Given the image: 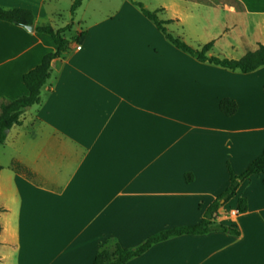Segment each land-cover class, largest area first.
Returning a JSON list of instances; mask_svg holds the SVG:
<instances>
[{"label": "crops", "instance_id": "obj_1", "mask_svg": "<svg viewBox=\"0 0 264 264\" xmlns=\"http://www.w3.org/2000/svg\"><path fill=\"white\" fill-rule=\"evenodd\" d=\"M74 1L0 0L35 16L32 32L0 21V103L27 95L23 76L57 50L37 26L73 19L75 31L41 105L0 146V264H93L108 242L132 249L198 225L230 170L244 173L264 150V66L199 61L129 0H83L72 17ZM135 1L190 46L212 43L208 56L239 60L264 44V0ZM224 99L237 103L233 116ZM216 224L239 235L172 237L127 264H264L263 175L242 182Z\"/></svg>", "mask_w": 264, "mask_h": 264}, {"label": "trees", "instance_id": "obj_2", "mask_svg": "<svg viewBox=\"0 0 264 264\" xmlns=\"http://www.w3.org/2000/svg\"><path fill=\"white\" fill-rule=\"evenodd\" d=\"M136 5L143 15L151 21L159 31L163 33L166 39L171 42L177 49L191 55L202 62H209L229 70H239L242 73H251L264 66V44L254 52H248L239 60L219 58L208 56L212 49V43L202 48H194L182 39L175 37L167 28L169 21H163L159 18V11H150L144 4L135 0H129ZM83 0H75L71 6V16L73 17L77 9L82 5ZM0 21L9 22L20 27L35 24V16L30 10L14 8L5 9L0 6ZM73 27V20L64 28L54 29L51 26H37L36 31L48 35L52 38L57 46L55 52L46 54L41 63L23 76V83L28 90V94L19 97L16 100H2L0 103V146L5 143L10 130L21 124V116L34 107L42 103V90L49 83L52 76V63L62 58L64 53L70 48L71 42L65 38V34L70 32ZM84 34H81L76 40L81 43ZM220 110L226 116H233L238 105L235 101L224 99L220 102ZM230 170V169H229ZM1 171V166H0ZM264 176V150L256 160H254L247 170L236 175L230 170V185L226 191L218 197L206 210L204 218L200 224L189 227H179L162 230L159 233L149 237L143 244L136 248L124 249L118 243L110 244L109 242L102 246L93 264H127L130 260L146 253L152 246L164 242L172 237L182 235H204L210 232H225L238 236L239 232L228 226L216 224L219 209L231 199L237 196V191L245 180L252 176ZM224 201V203H222ZM237 211L239 214H245L248 211V201L245 198H239ZM2 209L0 208V214ZM1 233V226H0Z\"/></svg>", "mask_w": 264, "mask_h": 264}, {"label": "rangeland", "instance_id": "obj_3", "mask_svg": "<svg viewBox=\"0 0 264 264\" xmlns=\"http://www.w3.org/2000/svg\"><path fill=\"white\" fill-rule=\"evenodd\" d=\"M211 1H218V0H211ZM66 9H67V8H66ZM65 14H66V13H65ZM73 17H74V16H73ZM72 20H73V19H72ZM72 20H71V21H72ZM71 21H70V22H71ZM74 32H75V31L72 30V32L67 33V34H66V37L70 39V38L74 35Z\"/></svg>", "mask_w": 264, "mask_h": 264}, {"label": "built area", "instance_id": "obj_4", "mask_svg": "<svg viewBox=\"0 0 264 264\" xmlns=\"http://www.w3.org/2000/svg\"><path fill=\"white\" fill-rule=\"evenodd\" d=\"M81 48H82V47H81L80 45L76 47L77 50H81ZM231 215H232V216H236V215H237V212L232 211V212H231Z\"/></svg>", "mask_w": 264, "mask_h": 264}, {"label": "water", "instance_id": "obj_5", "mask_svg": "<svg viewBox=\"0 0 264 264\" xmlns=\"http://www.w3.org/2000/svg\"><path fill=\"white\" fill-rule=\"evenodd\" d=\"M26 29L32 32L34 31V25L27 26ZM222 203H224V201H222Z\"/></svg>", "mask_w": 264, "mask_h": 264}]
</instances>
